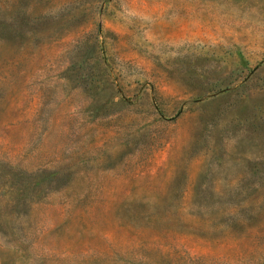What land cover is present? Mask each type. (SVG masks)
<instances>
[{
  "label": "rangeland",
  "instance_id": "rangeland-1",
  "mask_svg": "<svg viewBox=\"0 0 264 264\" xmlns=\"http://www.w3.org/2000/svg\"><path fill=\"white\" fill-rule=\"evenodd\" d=\"M0 264H264V0H0Z\"/></svg>",
  "mask_w": 264,
  "mask_h": 264
}]
</instances>
